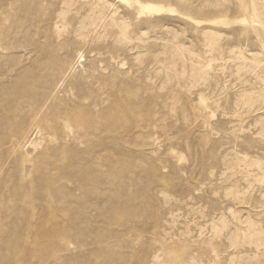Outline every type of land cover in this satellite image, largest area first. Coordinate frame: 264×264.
Instances as JSON below:
<instances>
[{
	"label": "rangeland",
	"instance_id": "374dc122",
	"mask_svg": "<svg viewBox=\"0 0 264 264\" xmlns=\"http://www.w3.org/2000/svg\"><path fill=\"white\" fill-rule=\"evenodd\" d=\"M0 264H264V0H0Z\"/></svg>",
	"mask_w": 264,
	"mask_h": 264
}]
</instances>
